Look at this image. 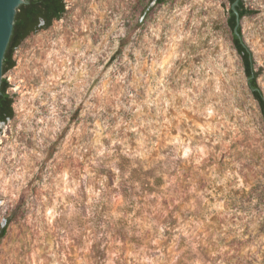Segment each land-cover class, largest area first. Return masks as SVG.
<instances>
[{"label":"rangeland","instance_id":"rangeland-1","mask_svg":"<svg viewBox=\"0 0 264 264\" xmlns=\"http://www.w3.org/2000/svg\"><path fill=\"white\" fill-rule=\"evenodd\" d=\"M5 74L0 264H264V121L227 0H64ZM240 20L264 94V0Z\"/></svg>","mask_w":264,"mask_h":264},{"label":"trees","instance_id":"trees-1","mask_svg":"<svg viewBox=\"0 0 264 264\" xmlns=\"http://www.w3.org/2000/svg\"><path fill=\"white\" fill-rule=\"evenodd\" d=\"M158 4H162L163 0H155ZM232 6L235 0H227ZM241 20L245 16H249L251 12L246 10L243 5V0H240L235 7ZM64 0H26L16 12L12 35L3 60V75L15 67L13 59L14 52L22 44V42L31 34L41 30L48 29L53 21L60 20L65 14ZM228 27L232 34L233 45L241 59L243 73L247 79V85L250 94L257 103L262 119L264 121V94L257 83L258 73L254 69V61L250 50L245 46L243 40L238 38L234 33L236 25L235 14L231 7L228 11L227 18ZM241 37V27L237 29ZM9 84L6 79H2L0 87V122H6L14 116L13 100L7 94ZM1 231L0 235H3Z\"/></svg>","mask_w":264,"mask_h":264},{"label":"water","instance_id":"water-1","mask_svg":"<svg viewBox=\"0 0 264 264\" xmlns=\"http://www.w3.org/2000/svg\"><path fill=\"white\" fill-rule=\"evenodd\" d=\"M25 1L26 0H0V87L2 79H5V74L3 75V60L12 35L15 15L17 9L22 4H24ZM239 1L240 0H235L231 6V9L234 12L236 18L234 33L238 38H241L237 32V29L240 26V19L235 8L238 5Z\"/></svg>","mask_w":264,"mask_h":264}]
</instances>
